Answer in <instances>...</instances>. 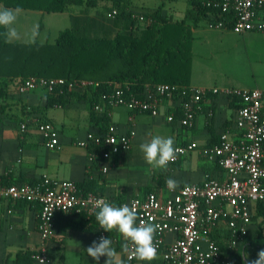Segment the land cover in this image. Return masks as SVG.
Instances as JSON below:
<instances>
[{"label":"crops","instance_id":"obj_1","mask_svg":"<svg viewBox=\"0 0 264 264\" xmlns=\"http://www.w3.org/2000/svg\"><path fill=\"white\" fill-rule=\"evenodd\" d=\"M161 4L164 6L162 15L173 21L182 20L190 8L189 0H130L131 9L137 13ZM102 10L99 6L86 13L83 8L75 7L55 15H64L71 24H75L72 29H80L92 37H101L93 35L100 33L112 38L126 28L121 20H107ZM91 11H94V17ZM27 14L39 17L41 32L44 28L42 20L48 14L22 10L21 15ZM188 24L192 26L191 21ZM17 27L24 32L23 28ZM191 34L190 85L264 90V86L259 85L260 80H264V33L234 34L230 30L210 29L206 21H200L191 27ZM236 109V103L230 100L210 97L201 103L194 125L183 128L175 115L173 123H166V116L176 110L168 104L161 107L156 118L147 114H132L122 107L110 108L108 118L111 125L120 131L132 129L135 132L132 147L123 156L92 162L90 150L76 145L88 132H96L99 127L92 119L86 97L70 96L63 105L48 106L44 90L18 94L14 85L9 84L0 91V184L38 183L43 177H48L79 185L89 179L96 182L95 191L100 190L113 205H119L136 196H144L149 190L167 196V179L178 181L177 188L200 184L206 178L224 179L223 170L209 163L200 151L210 142L218 141L223 132L234 136ZM46 121L58 130V149L46 148L37 130L38 124ZM22 125H25L23 131ZM155 135L173 137L174 146L190 142L197 144L196 150L166 168L164 186L161 187L157 181L160 168L154 169L149 165L139 147ZM104 166L108 167L106 174L101 172ZM38 213L39 206L36 204L8 202L0 198V264H14L18 254L31 253L38 248ZM80 217L74 214L55 217V232L47 243L49 264H105L106 257L95 261L87 255L85 249L94 241L96 224L87 223ZM258 224L264 226L261 219L251 224L248 245H264V228L260 231ZM106 233L116 251L111 264H161L160 257L152 262H128L126 252L130 241L116 229Z\"/></svg>","mask_w":264,"mask_h":264},{"label":"built area","instance_id":"obj_2","mask_svg":"<svg viewBox=\"0 0 264 264\" xmlns=\"http://www.w3.org/2000/svg\"><path fill=\"white\" fill-rule=\"evenodd\" d=\"M200 1L203 7L216 9L224 16L221 20L209 22L208 28L230 30L235 34L264 33V0ZM115 14L113 11L112 16ZM66 85L69 91L84 94L88 89L97 88L99 83L86 80L67 83L63 79L29 78L18 83L17 92L25 94L44 90L52 93ZM210 97L236 101L234 136L223 132L217 143L200 151L209 163L223 170L226 177L220 180L206 178L200 184H187L174 191L168 190L165 197L150 192L123 203L136 208L137 225L143 221L158 226L154 240L157 244L155 259L160 257L161 264H233L229 257L221 255L212 234L216 227L225 225L228 230L227 247L231 252L237 250L250 232L251 205L264 202V90L159 84L146 87L143 94L137 97L125 94L116 85L113 90L101 94L100 102L92 107L98 115H108L110 108L122 107L132 114L141 113L156 118L160 115L161 107L168 104L181 110L178 124L183 128H191L197 113L201 111V103ZM165 119L166 123H173L174 113L168 114ZM24 129L25 125H22L21 130ZM37 130L46 148H59V134L53 124H38ZM134 137L132 129L120 131L114 125H109L104 133L88 132L76 145L86 150L103 147L105 150L100 155L90 152V160L108 161L114 156L127 154ZM174 148L175 161L169 162L167 167L196 150L197 144L190 142ZM101 172L106 174L108 167H102ZM0 198L8 202H26L39 206L37 231L40 245L32 252V264L50 263L47 243L54 235V221L58 214H74L93 221L96 224L93 240L99 242L100 237L107 238L106 231L100 228L95 219L99 211L96 204L102 198L111 202L102 196L81 194L74 182L43 177L33 185L0 184ZM126 258L128 262L155 260H137L131 242Z\"/></svg>","mask_w":264,"mask_h":264},{"label":"trees","instance_id":"obj_3","mask_svg":"<svg viewBox=\"0 0 264 264\" xmlns=\"http://www.w3.org/2000/svg\"><path fill=\"white\" fill-rule=\"evenodd\" d=\"M189 3L190 8L184 18L173 21L162 15L163 4L137 13L131 9L130 0H0V5L5 8L20 7L46 14L64 13L75 7L83 8L87 13L89 9L101 6L103 11H115V19L126 25L112 38L92 37L80 29L68 28L60 31L52 42L44 41L41 44L37 39L32 45L18 41L7 43L4 35L6 29L0 27V91L12 84L17 92L18 83L29 78L63 79L67 83L82 80L98 82L97 88L88 89L84 94L69 91L66 85L52 93L46 92V97L48 106L63 105L70 96L86 97L92 119L99 126L96 132L104 133L111 125L108 115H98L92 107L100 102L101 94L113 90L116 85L125 94L137 97L143 94L146 87L159 84L190 85L191 27L200 21L216 22L224 16L216 9L203 7L200 0H189ZM189 21L192 26L188 24ZM232 102L236 103L235 100ZM173 113L178 119L182 116L178 108ZM215 143L217 140L208 146ZM104 150L103 147H94L90 152L100 155ZM166 173V169L159 170L157 181L160 187L164 186ZM95 186V181L87 179L77 188L83 195L92 193L103 197L100 190V193L95 191ZM150 192L158 194L157 191ZM252 207L251 222L261 219L264 223V202L254 203ZM262 225H257L260 231L264 228ZM248 237L242 240L237 250L231 252L227 247L228 230L225 225L216 227L212 234L221 255L229 257L233 264H251L258 258L257 253L264 250V245H248ZM31 255L32 252L18 254L14 264H32Z\"/></svg>","mask_w":264,"mask_h":264},{"label":"clouds","instance_id":"obj_4","mask_svg":"<svg viewBox=\"0 0 264 264\" xmlns=\"http://www.w3.org/2000/svg\"><path fill=\"white\" fill-rule=\"evenodd\" d=\"M21 13L20 7L5 8L0 6V27L6 29L4 33L6 42L20 41L32 45L39 38L42 44L44 37L40 33L38 22L34 23L26 32L22 33L18 29L16 25ZM139 147L144 153L146 162L154 169H166L169 162L175 161L176 149L171 136H154L149 142L141 143ZM166 185L170 191H174L179 186V182L167 179ZM96 207L99 208V211L96 213L95 219L100 228L106 232L116 229L127 241H130L137 260L152 261L157 257V244L154 242L157 225L143 221L137 225V210L128 204L116 207L102 198L97 201ZM112 243L111 239L100 237L99 242L93 241L85 251L93 260L99 261L101 257H106L105 264H111L112 258L116 256ZM257 257L251 264H264V250L259 251Z\"/></svg>","mask_w":264,"mask_h":264},{"label":"rangeland","instance_id":"obj_5","mask_svg":"<svg viewBox=\"0 0 264 264\" xmlns=\"http://www.w3.org/2000/svg\"><path fill=\"white\" fill-rule=\"evenodd\" d=\"M103 13H104L105 18H107V20L113 21V19L115 18V15L112 16L111 12L103 11ZM109 14H111V16H109ZM94 15H95L94 11H91V16L94 17ZM90 21L91 20H89V22ZM37 22L39 23V17H37L36 15H31V14L21 15L20 14V16L18 17V20H17V25L19 27L23 28V31L26 32L32 27V25L34 23H37ZM41 24H42V26H44V28L40 32L41 35H42V37H44V41H50V42H52L55 39V37L58 35V33L60 31H62L64 29H68V28H73L75 26V24H71L69 22V20L67 19V17H65L64 15H55V14H48V16L42 20ZM93 35L105 36V34H100V33H93ZM38 40L40 41L39 38H38ZM259 83H260L259 85L261 87L264 86V80H260ZM261 244H262V242H261Z\"/></svg>","mask_w":264,"mask_h":264}]
</instances>
